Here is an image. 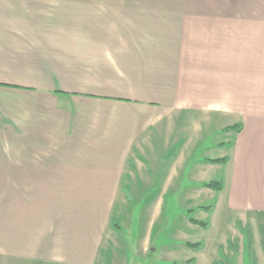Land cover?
<instances>
[{
  "label": "crops",
  "instance_id": "0c3cea01",
  "mask_svg": "<svg viewBox=\"0 0 264 264\" xmlns=\"http://www.w3.org/2000/svg\"><path fill=\"white\" fill-rule=\"evenodd\" d=\"M206 130L224 212L260 232H216L215 204L190 260L264 264V0H0V264H123L128 197L153 228L155 197L204 194Z\"/></svg>",
  "mask_w": 264,
  "mask_h": 264
},
{
  "label": "rangeland",
  "instance_id": "374dc122",
  "mask_svg": "<svg viewBox=\"0 0 264 264\" xmlns=\"http://www.w3.org/2000/svg\"><path fill=\"white\" fill-rule=\"evenodd\" d=\"M212 133L213 131H205L203 145L197 147L193 162L202 160L203 154L206 159H222L227 156L225 145L218 144V142L224 143V140L229 139V133L223 130H216V133ZM215 142L216 145H214ZM223 164H212L206 171V175L212 177L208 180L222 181L224 184L227 182L229 186V168ZM192 167L193 164H190L187 167L189 171H183L180 175L185 180V184L189 173L193 171ZM206 189L204 194L202 190V192L195 193L194 196H187L184 189L178 190L165 198L166 205H164V197H155L164 211L162 216L157 218L153 228L147 227L146 214L148 212L146 209L148 202L154 197H128L129 206L126 207L125 212L127 217L116 223L119 232L109 256L117 253L118 257L122 258L123 264H179L188 261L194 255V249L186 246V242H203L207 236H216L212 230L206 232L200 226H192L194 224L189 222V217L210 222L212 213L209 216L207 212L215 208V204L216 232H221L224 229L222 227H227L223 231L225 236L247 237L257 233L259 237L260 231L257 227L251 226V218L245 221L241 214L232 212H229L231 215L226 214L222 206L221 195L214 190ZM194 206H202L201 209L204 210L199 211L197 208L193 215H189L186 210ZM227 223L230 224L227 225ZM149 234L152 238L151 241H149ZM262 238L264 239V237ZM232 246L235 247V245ZM254 246L257 248L261 245L257 243ZM245 247L246 250L237 259L231 260L230 264H236V262L239 264H260L254 256L255 254L250 252L249 245L245 244Z\"/></svg>",
  "mask_w": 264,
  "mask_h": 264
},
{
  "label": "trees",
  "instance_id": "16d2710c",
  "mask_svg": "<svg viewBox=\"0 0 264 264\" xmlns=\"http://www.w3.org/2000/svg\"><path fill=\"white\" fill-rule=\"evenodd\" d=\"M228 130V129H227ZM206 161L208 162H211V163H225L227 162V158H222V159H206ZM205 188L207 189H210V190H214V191H217V192H220L224 189V183L222 181H216V180H213L211 182H207L203 185ZM195 211L192 209L189 211V215H192ZM190 221L195 223V224H198L204 228H207L208 227V224L206 222H203V221H199L195 218H191L190 216ZM186 246L190 247V248H193V249H196V250H199L203 247V244L201 242H198V243H187ZM179 264H194V259L192 260H189L187 262H183V263H179Z\"/></svg>",
  "mask_w": 264,
  "mask_h": 264
}]
</instances>
